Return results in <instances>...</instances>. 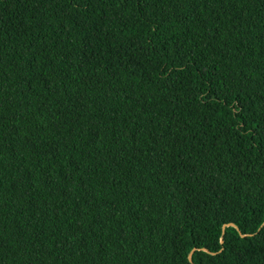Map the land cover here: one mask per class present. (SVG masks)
<instances>
[{
	"label": "trees",
	"instance_id": "obj_1",
	"mask_svg": "<svg viewBox=\"0 0 264 264\" xmlns=\"http://www.w3.org/2000/svg\"><path fill=\"white\" fill-rule=\"evenodd\" d=\"M0 264H264V0H0Z\"/></svg>",
	"mask_w": 264,
	"mask_h": 264
}]
</instances>
